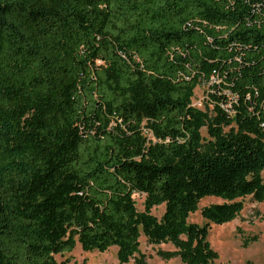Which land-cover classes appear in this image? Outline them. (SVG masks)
<instances>
[{"label": "trees", "instance_id": "obj_1", "mask_svg": "<svg viewBox=\"0 0 264 264\" xmlns=\"http://www.w3.org/2000/svg\"><path fill=\"white\" fill-rule=\"evenodd\" d=\"M246 197L264 200V0H0V264L78 243L148 264L142 234L214 264L210 223Z\"/></svg>", "mask_w": 264, "mask_h": 264}, {"label": "rangeland", "instance_id": "obj_2", "mask_svg": "<svg viewBox=\"0 0 264 264\" xmlns=\"http://www.w3.org/2000/svg\"><path fill=\"white\" fill-rule=\"evenodd\" d=\"M213 83H220L218 78H213L211 82H203L195 89L193 105L201 110L213 114L214 104L210 94ZM202 133L207 135L206 128ZM138 210H144L145 194L138 192L134 194ZM222 199L216 196H206L199 202V208L189 217L191 222L201 225L207 221L201 215V208L205 205L221 202ZM245 207L239 217L224 224L210 223L208 239L212 247L219 253V257L214 264H264V200L253 201L251 197L244 199ZM165 211V204L153 209V213L161 217ZM258 236L254 242L248 246H243V239ZM141 251L145 254L148 264H182L180 257L167 258L160 253L175 252L176 248L171 243L151 244L142 234L140 237ZM118 247L112 246L105 252L85 251L78 243L71 253L56 255L59 262L68 258L69 264H118ZM131 264H134L133 260Z\"/></svg>", "mask_w": 264, "mask_h": 264}]
</instances>
